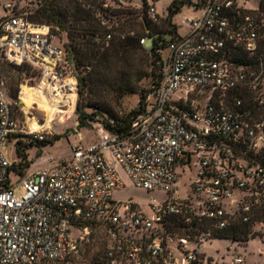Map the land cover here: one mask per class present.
<instances>
[{"label": "built area", "instance_id": "1", "mask_svg": "<svg viewBox=\"0 0 264 264\" xmlns=\"http://www.w3.org/2000/svg\"><path fill=\"white\" fill-rule=\"evenodd\" d=\"M46 1L0 0V67L24 65L37 74L19 86L27 116L21 125L0 71V264H62L97 229L108 245L90 264H200L213 228L180 234L167 227L175 219L192 222L193 216L212 220L216 228L240 219L264 234V218L256 217L264 211L262 0L254 8L249 0H202L199 14L187 20L188 32L168 41L159 61L160 83L147 94L129 134L98 122L94 142L48 158L13 183L16 160L3 151L6 141L15 146L18 134L45 139L53 116L75 114L79 98L67 50L54 43L51 25L30 19ZM157 15L151 4L150 18L158 21ZM35 108L45 111L43 122ZM30 118L41 126L33 128ZM194 165L196 196L181 197L178 167ZM120 168L134 186L163 190L165 197L148 203L114 199L126 185ZM74 225L81 230L77 239Z\"/></svg>", "mask_w": 264, "mask_h": 264}, {"label": "trees", "instance_id": "2", "mask_svg": "<svg viewBox=\"0 0 264 264\" xmlns=\"http://www.w3.org/2000/svg\"><path fill=\"white\" fill-rule=\"evenodd\" d=\"M201 1L195 3L196 7ZM187 2L192 3V0L172 1L169 6L170 13L164 21L166 30L154 29L155 23L149 16L150 6L147 0L143 2L142 11L133 8H108L104 6V0H47L30 16L33 22L51 25L57 35L61 32L67 34L65 49L79 80V98L76 106L78 127L90 125V121L97 120L109 131L129 134L134 118L145 109L147 94L160 83L159 61L169 41L163 34L172 33L171 39L178 35L177 26L172 22L171 16ZM261 8L264 9V0L261 1ZM127 26L130 28L126 29ZM148 35L154 37V46L151 49L141 44V39ZM1 67L14 69L20 75L25 71L32 81L37 77L31 68L24 65L3 63ZM147 78H151L149 87L142 84ZM19 83L13 88L11 96L20 107ZM131 92L138 93L139 106L120 115L115 110V105L120 104L125 94ZM88 108L92 110L88 111ZM59 136L55 134L51 138L41 140L18 134L15 147L19 158L15 161L13 169L18 174H23L24 166L31 162L28 149L35 145L41 147L53 143ZM256 217L264 218V211H257ZM167 227L170 232L180 234L213 228L212 237L240 243H247L251 238H255L252 224L240 219L225 228H216L212 220H199L197 216H193L192 222L175 219ZM107 245L106 241L104 248ZM79 253H82V248ZM73 256L67 260L71 261ZM96 257H93L92 261Z\"/></svg>", "mask_w": 264, "mask_h": 264}, {"label": "rangeland", "instance_id": "3", "mask_svg": "<svg viewBox=\"0 0 264 264\" xmlns=\"http://www.w3.org/2000/svg\"><path fill=\"white\" fill-rule=\"evenodd\" d=\"M5 1V0H3ZM108 8H133L137 11L143 10L144 0H104ZM149 6L153 4L156 7L158 12V21H153L155 23L154 29L156 30H166L167 25L165 24V18L169 15L170 9L169 6L173 0H147ZM199 0H192V3L187 2L181 6V9L177 12H174L171 16L172 22L177 26L178 32L180 35H185L189 30L188 19L199 14L200 10L196 7L195 3ZM259 0H249L248 6L254 8L258 6ZM105 6V5H104ZM130 26H127L126 29H129ZM163 37L170 40L173 37V34L168 32L164 33ZM68 41L67 34L64 32L58 33L54 43L58 47L65 48V43ZM154 46V37L152 35L146 36L145 47L151 49ZM264 52V50H263ZM168 53L167 47L164 49L163 55L166 56ZM0 71L7 82L9 100L13 106L14 116L18 119L21 125L26 122L27 116L23 114L20 107L17 105L16 100L11 96L12 90L17 86L18 82H23L24 79H29L25 74V71L22 75L16 72L11 68L0 67ZM21 77H23L21 79ZM19 83V84H20ZM142 84L146 87H149L151 84V78L144 79ZM209 91L205 92V96L200 99L202 104H206L207 96ZM139 95L138 93L131 92L125 94L122 98L121 103L115 105V110L123 115L124 113L129 112L130 110L137 108L139 106ZM30 102H28L29 104ZM84 103V102H82ZM88 111L92 109L88 108ZM33 113L39 118L40 122H43L46 118V113L44 110L35 108ZM60 113H56L53 116L52 123V132L47 133L46 138H51L53 135H60L59 138L55 139L53 143H48L44 146H32L28 149V158L31 161L29 165H25L24 169L35 167L43 162H45L50 157H61L67 156L71 153L72 147L75 145H84L94 142L97 139L99 134V124L97 120L90 121V125L78 127V113L77 110L75 114L70 117H65V123H60L59 118H61ZM29 120H32L31 118ZM34 123H40L36 120H32ZM31 123V122H30ZM50 123V124H51ZM6 153V156L9 160H17L18 154L16 152V147L14 146V141L8 139L5 143V146L2 148ZM195 164L193 160L192 165ZM121 170V168H120ZM178 176L179 179L176 183L177 193L181 197H186L192 195L196 196V193L193 190L192 182L198 178V167L194 165L192 168H188L183 171L181 167H178ZM121 174L124 182L126 183L125 187L118 189L114 192L113 198L116 200H125L132 198L134 200H139L141 202H150L153 198L162 200L166 192L163 190H154L148 191L139 187L134 186L125 172L121 170ZM21 176L19 174H11V179L13 183H16L20 180ZM17 194H21L24 190L22 185H18L15 188ZM95 230L91 240L85 241L82 245V253H79L73 256L71 261H65L62 264H90L93 257H96L100 254L105 247L106 238L105 234L101 230ZM81 233V230L74 225L72 228V238L77 239L78 235ZM254 232V237L251 238L247 243H240L225 238H210L207 243L204 245L202 250L204 256V264H238L235 262V258L242 256L245 261L241 264H264V234H257Z\"/></svg>", "mask_w": 264, "mask_h": 264}, {"label": "bare ground", "instance_id": "4", "mask_svg": "<svg viewBox=\"0 0 264 264\" xmlns=\"http://www.w3.org/2000/svg\"><path fill=\"white\" fill-rule=\"evenodd\" d=\"M30 122L33 128H39L41 126L40 123H34L32 120H30Z\"/></svg>", "mask_w": 264, "mask_h": 264}, {"label": "crops", "instance_id": "5", "mask_svg": "<svg viewBox=\"0 0 264 264\" xmlns=\"http://www.w3.org/2000/svg\"><path fill=\"white\" fill-rule=\"evenodd\" d=\"M65 121H66V120H65L64 118H59V122H60V123H65ZM52 126H53V125H52V123H51V132H52Z\"/></svg>", "mask_w": 264, "mask_h": 264}]
</instances>
